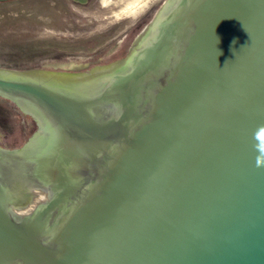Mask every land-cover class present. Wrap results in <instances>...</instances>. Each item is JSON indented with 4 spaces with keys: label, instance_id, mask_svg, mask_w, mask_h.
Here are the masks:
<instances>
[{
    "label": "water",
    "instance_id": "obj_1",
    "mask_svg": "<svg viewBox=\"0 0 264 264\" xmlns=\"http://www.w3.org/2000/svg\"><path fill=\"white\" fill-rule=\"evenodd\" d=\"M166 4L100 94L0 72V94L84 137L69 154L89 161L56 165L42 218L3 192L49 170L0 150V264H264V0H179L145 47ZM41 135L0 98L5 146Z\"/></svg>",
    "mask_w": 264,
    "mask_h": 264
},
{
    "label": "rangeland",
    "instance_id": "obj_2",
    "mask_svg": "<svg viewBox=\"0 0 264 264\" xmlns=\"http://www.w3.org/2000/svg\"><path fill=\"white\" fill-rule=\"evenodd\" d=\"M131 1L0 0V72L35 79L33 72L43 74L42 68L57 69L79 59L96 64L113 59L146 13L166 0H148L133 15L121 11ZM94 84L81 81L73 87Z\"/></svg>",
    "mask_w": 264,
    "mask_h": 264
},
{
    "label": "flooded vegetation",
    "instance_id": "obj_3",
    "mask_svg": "<svg viewBox=\"0 0 264 264\" xmlns=\"http://www.w3.org/2000/svg\"><path fill=\"white\" fill-rule=\"evenodd\" d=\"M166 3H167V0L165 2L162 1L159 6L152 7L149 10V12L147 13V16H148L147 20L148 21H146L144 24H142V23L140 24L141 28L138 31V34H140V32L146 27H147V31H148L150 25L155 22V20L157 19L158 15L161 12V10L163 9L164 4H166ZM159 7H160V9H159V12H158L156 18L150 22L154 11L158 10ZM162 29L163 28H161V32H162ZM147 31L141 37L137 48L134 50H137L139 48L140 42L144 38V36L147 34ZM159 31L157 32V34H161ZM149 34H151V33H149ZM149 34H148V36H149ZM136 35L137 34H134V36H131V37L127 38L126 40H123V42L120 44L121 47L116 48L117 49V55L115 57H113V59L108 60L105 63L96 64V62H95L96 60H92V59L89 60V63H85V62L81 61V59H79V60H76L75 63H73L72 65L69 64V65L61 66L57 69L82 70L84 68H91V69L100 68L101 66L104 67V65L109 66L110 64H113L114 62L119 61L123 56L126 55L127 51L130 48H132L134 45H136V42H135V40L137 38ZM134 50H132L130 52V54L124 59L123 67L128 68V70L126 72H122L119 69H117L115 71H111V72H106L105 69L104 70L99 69L102 71V73L97 74L95 76H92L88 81H95V79L98 77H101V78L105 77V76L109 77V75L114 76V75H119L120 73L123 75L127 74V72H129V70L131 69V66H126V65H124V63H125L126 59L131 55V53ZM92 54L94 55V53H92ZM103 67H101V68H103ZM36 80H38V79H36ZM38 81H40V80H38ZM60 87H63V86H60ZM71 87H73V86H71ZM71 87H69V88H71ZM105 88H106V85H104L102 82H100L99 84L95 83L92 87H89L87 89L84 87H82L81 89H79V88H76V89H78L80 91L84 90L83 91L84 93L88 92V91H90V92L94 91L97 94H100L101 91L103 92V90ZM13 102L16 103L20 107L21 110H23L26 113H29L32 116V118L34 119V121L36 122L37 131L39 132V130H40V132L42 134L39 138H37L40 140L37 143H34L35 145H33L31 143H27V142H25V143L29 144L36 151L35 155L33 157H30V158H32V159L39 158V160H38V166L39 167L37 166L39 168L38 170H40L41 172L44 170H45V172L47 170H49L50 174L46 172L44 176H41L43 178L42 180L41 179L37 180L34 183H28V184H25V183H23V184H21V183H16V184L15 183H7L4 186L3 200L2 201H4V199H5L6 200L5 203L7 202L6 204L12 206L14 208V210L18 214H21V215H26V214H29L31 212H35L44 206V208H47L46 211L42 212V213L40 212V214L39 213L38 214H39V216H42V218H46V217H48V215L52 214L56 210V208L60 207V205H58V202H56L54 199L55 198V192H57V186L55 184H53V179L61 176L59 174L60 171L57 170L56 167L57 166L58 167H64L65 163L67 162L68 165L71 164L74 167H76V166L79 167V171L77 173L78 176L83 175V173H87L85 171L89 165V161L86 160V162L84 164H82V166H80L77 163L81 159L78 156L79 154H69V152L71 151V148L74 150H77L78 147L80 145H82V143H84V137H79V136L73 137L72 136L68 139H65L64 135L61 134V131H59L58 128H57V130H54L50 125L48 127H46L44 115H43V113H41V110L39 109V107L34 106L32 104V109L26 110L25 108L20 106V104L18 102H15V101H13ZM111 110H112L111 107L105 106L101 109V112H102V114L107 115V114H110L112 112ZM54 132H55V134L56 133L58 134V137L56 136L55 139H53V136H55ZM43 133H44V135H43ZM0 150H4V151L7 150V151L12 152L11 155L15 158L18 157L19 159H23V160H29L30 159V158L24 157L16 149H13V148L5 147V148L0 149ZM91 152H92V148H91ZM85 158L87 159V157H85ZM51 168L54 170H50ZM61 171H63V170H61ZM19 200H23V201L28 200L29 203L26 205H23V204H20L18 202ZM32 201H34V202H32ZM16 208L21 209V211H18Z\"/></svg>",
    "mask_w": 264,
    "mask_h": 264
},
{
    "label": "trees",
    "instance_id": "obj_4",
    "mask_svg": "<svg viewBox=\"0 0 264 264\" xmlns=\"http://www.w3.org/2000/svg\"><path fill=\"white\" fill-rule=\"evenodd\" d=\"M159 9L160 7L158 8V10L154 11L150 22L156 18L159 12ZM146 31H147V27L144 28L140 32V34L137 35V38L135 40L136 45L130 48L127 51L126 55L123 56L119 61L114 62L113 64H110L106 72L115 71L117 69H119L122 72H126L128 70L127 67H123L124 59L130 54L132 50L137 48L141 37L146 33ZM99 69L100 68H95V69L84 68L82 70H74V69L63 70V69L42 68L40 70L44 71L43 74L33 72V76L46 85H50L53 87H60V86L71 87L75 84H78V82L88 81L92 76L102 73V71ZM0 98L6 99L8 102L12 103L15 108L19 109L22 112L20 107L16 103H14L11 99H9L7 96L0 94ZM5 147L16 149L21 155L27 158L33 157L36 153V151L29 144H26V143H23L22 145L17 146V147H12L8 145L5 146V144L2 141H0V149H3ZM18 202L23 205H26L29 203L28 200L27 201L19 200Z\"/></svg>",
    "mask_w": 264,
    "mask_h": 264
},
{
    "label": "bare ground",
    "instance_id": "obj_5",
    "mask_svg": "<svg viewBox=\"0 0 264 264\" xmlns=\"http://www.w3.org/2000/svg\"><path fill=\"white\" fill-rule=\"evenodd\" d=\"M148 0H133L126 4L121 11L126 12L128 14H135ZM111 0H104V4L110 3ZM127 2V1H126ZM179 0H168L164 12L158 22H156L151 28V34L148 38L145 39L144 45L145 47L150 46L154 41L160 38L161 34H157V30L160 28V24L167 20L168 17L172 14L176 6L178 5ZM147 4V3H146ZM115 7V6H114ZM118 13V12H116ZM125 13V14H126ZM122 15V14H121ZM132 61V60H131ZM132 64V62H130ZM107 77L100 78V81L106 80Z\"/></svg>",
    "mask_w": 264,
    "mask_h": 264
},
{
    "label": "crops",
    "instance_id": "obj_6",
    "mask_svg": "<svg viewBox=\"0 0 264 264\" xmlns=\"http://www.w3.org/2000/svg\"><path fill=\"white\" fill-rule=\"evenodd\" d=\"M147 18H148V16H147V13H146V15H145V19H144L141 23L144 24L146 21H148ZM140 28H141L140 25L137 26L136 29H135V31H134V34H137L138 31L140 30ZM134 34H133V36H134ZM130 37H131V36H130Z\"/></svg>",
    "mask_w": 264,
    "mask_h": 264
},
{
    "label": "clouds",
    "instance_id": "obj_7",
    "mask_svg": "<svg viewBox=\"0 0 264 264\" xmlns=\"http://www.w3.org/2000/svg\"><path fill=\"white\" fill-rule=\"evenodd\" d=\"M232 43L235 44L236 41L233 40ZM258 166H264V156H262V157L259 158V160H258Z\"/></svg>",
    "mask_w": 264,
    "mask_h": 264
}]
</instances>
